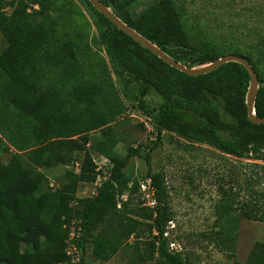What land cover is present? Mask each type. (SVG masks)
Wrapping results in <instances>:
<instances>
[{
  "label": "trees",
  "instance_id": "trees-1",
  "mask_svg": "<svg viewBox=\"0 0 264 264\" xmlns=\"http://www.w3.org/2000/svg\"><path fill=\"white\" fill-rule=\"evenodd\" d=\"M85 1L97 17L101 29L99 40L118 71L161 98L154 119L157 132H171L235 158L264 159V124L256 125L248 120L245 101L250 79L243 66L229 62L213 72L187 76L141 47ZM100 1L125 25L186 68L203 67L225 55H235L245 58L256 73V67L264 61V46L255 49L260 57L255 59L251 50L233 43L218 47L206 42L193 43L172 0H155L137 17H132L130 11L136 0ZM7 4L6 0H0V32L7 42L0 54L3 77L0 102L13 105L33 118L36 145L26 160L15 155L6 164L0 163V264H65L68 257L64 249L72 226L80 229L76 243L82 252L80 264H84L86 246L94 238L93 232L106 221V228L110 227L107 231L113 232L114 228L119 233L120 228L123 239L135 233L137 222L120 216L117 196L127 189L125 169L130 159L141 154L139 149H130L123 157L102 151L109 164L101 174L100 185L94 186L97 165L84 150L78 175L70 174L69 182L54 191L46 189L47 178L37 169L69 162L68 155L73 150H83L81 142L74 137L103 130L107 119L90 110L92 86L76 87L72 93L75 101L68 109L36 96V66L68 60L73 63L76 60L73 43L68 40L57 46L53 25L47 22L49 0L14 1L10 15L3 12ZM34 5L38 10L28 13L27 9L32 10ZM79 102L88 104L82 115L74 109ZM253 109L255 116L264 118V85H258ZM81 138L86 144V136ZM144 160L146 181L155 200L151 210V230L155 235L148 244L153 264H188L180 252L168 250V238L163 235L170 221L166 185L162 174L152 170L149 150ZM80 183L91 185L95 193L76 199L74 194ZM132 186L130 190L137 184ZM223 194V230L234 231L229 223L234 217L233 204L238 201L235 194ZM237 207L239 217L264 221V206L257 199H241ZM74 217L76 221L71 223ZM118 240V235L112 239L94 238L92 256L108 261L117 250ZM248 263L264 264L262 244H255Z\"/></svg>",
  "mask_w": 264,
  "mask_h": 264
},
{
  "label": "rangeland",
  "instance_id": "rangeland-1",
  "mask_svg": "<svg viewBox=\"0 0 264 264\" xmlns=\"http://www.w3.org/2000/svg\"><path fill=\"white\" fill-rule=\"evenodd\" d=\"M3 12L10 15L12 3L6 0ZM155 0H136L131 8L137 17ZM183 27L193 43L206 42L212 46L233 43L243 50L264 46V0H172ZM47 22L53 25L57 46L71 41L76 60L57 65L36 66L34 76L36 96L41 101L59 103L69 108L78 86H92L90 110L107 119L103 130L87 131L74 137L83 150H73L67 163L40 167L38 172L47 178L46 189L56 190L69 182L70 174L78 175L84 150L97 165V178L109 164L102 151L120 157L130 149H139L140 156L130 159L125 169L127 189L117 196L121 217L137 222L134 234L128 239L119 233L108 232L106 224L93 232L94 238L118 235V247L111 258L102 262L92 256L93 239L87 244L84 264H153L149 243L155 232L152 228V207L140 185L146 182L144 155L150 151L153 172L164 178L167 207L170 217L168 237L180 246V254L188 264H249L255 244L264 247V221L238 216V202L257 199L264 206V159L254 156L240 159L200 142L185 140L171 132H157L154 119L161 98L152 90H144L121 74L110 60L106 46L99 40L98 20L85 0H49ZM38 10L34 5L30 13ZM7 42L0 32V54ZM254 47V48H252ZM258 85H264V61L256 67ZM3 80L0 71V82ZM87 103L74 105L82 115ZM87 104V105H88ZM223 114V113H222ZM84 121V120H82ZM33 118L21 109L0 102V163L6 164L13 156L26 160L35 148L32 134ZM87 139L83 143L81 137ZM264 157V156H262ZM94 182V184H95ZM137 187L130 190L132 185ZM93 187L78 184L76 199L92 195ZM235 194L230 221L235 230H223L225 211L223 193ZM126 220V219H125ZM76 221L74 217L72 220ZM127 221V220H126ZM151 230V231H150ZM222 231V234L221 232ZM107 232V233H106Z\"/></svg>",
  "mask_w": 264,
  "mask_h": 264
},
{
  "label": "water",
  "instance_id": "water-1",
  "mask_svg": "<svg viewBox=\"0 0 264 264\" xmlns=\"http://www.w3.org/2000/svg\"><path fill=\"white\" fill-rule=\"evenodd\" d=\"M90 5L101 15H103L107 20H109L117 29L122 31L124 34H126L128 37H130L133 41L138 43L141 47L144 49L150 51L152 54H154L156 57H158L160 60H162L165 64L168 66L178 70L179 72L191 76L196 77L200 75H204L210 72H213L220 68L222 65L233 62L237 63L244 67V69L247 71L249 76V86L246 94V109H247V116L248 120L256 125H263L264 124V118H259L255 116L254 114V101L258 90V79L257 75L250 65V63L243 57L235 56V55H225L214 62L203 66L199 68H186L184 65L176 62L172 58H170L168 55H166L164 52H162L160 49H158L155 45L150 43L148 40H146L144 37L136 33L134 30L129 28L127 25H125L109 8H107L100 0H88Z\"/></svg>",
  "mask_w": 264,
  "mask_h": 264
},
{
  "label": "built area",
  "instance_id": "built-area-1",
  "mask_svg": "<svg viewBox=\"0 0 264 264\" xmlns=\"http://www.w3.org/2000/svg\"><path fill=\"white\" fill-rule=\"evenodd\" d=\"M98 170V169H97ZM99 179L95 182L94 186H99ZM140 191L142 193H145L146 198L149 200L148 205L150 207H154L155 200L153 199V190L150 187L149 181L147 180L145 183L140 185ZM95 193V190L92 192V194ZM169 228L166 227V230L164 232V237L168 238V250L173 253H179L181 251L180 246L176 243V241H172L169 239ZM80 235V229L79 227L72 226L70 228L68 239L66 240V246L64 249L65 255L68 257V262L65 264H80L81 263V257L82 252L79 246L76 243V239L79 238Z\"/></svg>",
  "mask_w": 264,
  "mask_h": 264
}]
</instances>
